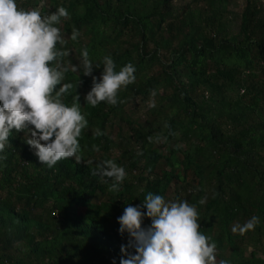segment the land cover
<instances>
[{
    "label": "trees",
    "instance_id": "obj_1",
    "mask_svg": "<svg viewBox=\"0 0 264 264\" xmlns=\"http://www.w3.org/2000/svg\"><path fill=\"white\" fill-rule=\"evenodd\" d=\"M16 4L41 15L68 11L56 25L64 38L57 49L69 52L63 66L79 71L69 67L57 91L73 85L61 99L71 106L78 95L88 126L78 138L80 161L51 168L26 144L25 132H11L0 151V264H120L135 249L118 219L129 205L146 214L149 192L194 205L219 261L264 264V0H243L235 32L227 26V0ZM85 48L94 64L90 76L82 74ZM104 56L116 71L131 63L135 82L121 88L116 105L92 107L85 97L93 77L100 81ZM138 105L143 120L134 119ZM97 128L102 136H94ZM113 129L114 142L106 133ZM111 147L117 155L108 153ZM104 160L125 169L119 191L109 190L113 180L92 174ZM175 185L179 191L169 198ZM253 216L260 220L254 230L230 231ZM150 226L145 215L142 227ZM245 237L253 243L247 255Z\"/></svg>",
    "mask_w": 264,
    "mask_h": 264
},
{
    "label": "clouds",
    "instance_id": "obj_2",
    "mask_svg": "<svg viewBox=\"0 0 264 264\" xmlns=\"http://www.w3.org/2000/svg\"><path fill=\"white\" fill-rule=\"evenodd\" d=\"M62 18H69L64 7L53 14L41 15L36 9H20L16 0H0V151L13 130L25 132L26 144L35 150L41 164L49 168L63 159L75 157L80 161L78 138L88 126L81 113L79 96H73L71 106L61 99L73 85L63 84L57 91L69 67L72 72L79 71L78 66H63L62 59L69 52L57 49V44L64 43L56 27ZM79 35L73 28L70 39L76 41ZM81 58L82 74L90 76L94 64L86 48L81 51ZM102 65L100 81L97 83L93 77L91 90L85 97L92 107L101 102L116 105L121 88L135 82L136 69L131 63L116 71L111 56H104ZM102 135L97 128L94 136ZM93 149L99 151L95 145ZM92 174L101 180H113L109 190L114 192L119 191L126 176L125 169L112 160L97 163ZM142 206L146 214L129 205L118 219L120 233L127 232L130 237L127 247L135 249V255H128L122 246L121 252L128 258L121 259L120 264H217V246L200 231L194 205L187 201L166 202L163 196L149 192ZM145 215L151 220L147 229L142 227ZM259 222V217L253 216L233 231L254 230ZM218 264L228 261L220 260Z\"/></svg>",
    "mask_w": 264,
    "mask_h": 264
},
{
    "label": "rangeland",
    "instance_id": "obj_3",
    "mask_svg": "<svg viewBox=\"0 0 264 264\" xmlns=\"http://www.w3.org/2000/svg\"><path fill=\"white\" fill-rule=\"evenodd\" d=\"M242 8H243V0H227V4H226L227 26L232 32H235L236 29H237V26H236L237 25V20L236 19H237L239 13L241 12ZM137 104H138L137 101L131 103L129 105L130 110L134 109ZM138 107H139L138 110L136 111V113H134V119L143 120L145 118V114H144V112H145L144 109L145 108H142L139 105H138ZM106 133H108V135L110 136V139L112 140V142H114V140H115V136H114L115 135V129H113L111 131L110 130H106ZM108 153L110 155H117L118 154V150L116 148L114 149L113 147H111L110 150L108 151ZM176 191H179V185H175L174 187L170 188V192L168 194V197L172 198L174 196V194H176ZM99 199L100 198L95 196L93 198V200H91V202L96 203ZM238 225H239L238 223L234 222L232 224V226L230 227V231L232 233H239V231H235V232L233 231V228L237 227ZM241 244H242V247L245 248V250H244L245 251V255H247L249 253L250 249H251L250 245L253 244L252 240H249L248 238L245 237L244 242L241 243ZM228 255H229L228 252L224 251L222 257L223 256L226 257ZM259 255L260 254H258V256ZM216 261H217V264H218L219 260L217 258H216Z\"/></svg>",
    "mask_w": 264,
    "mask_h": 264
}]
</instances>
